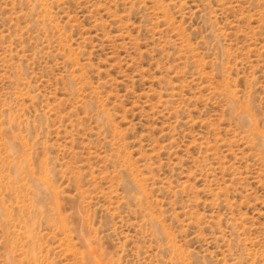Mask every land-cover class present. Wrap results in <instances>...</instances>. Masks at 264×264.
I'll use <instances>...</instances> for the list:
<instances>
[{"label": "rangeland", "instance_id": "1", "mask_svg": "<svg viewBox=\"0 0 264 264\" xmlns=\"http://www.w3.org/2000/svg\"><path fill=\"white\" fill-rule=\"evenodd\" d=\"M0 264H264V0H0Z\"/></svg>", "mask_w": 264, "mask_h": 264}]
</instances>
